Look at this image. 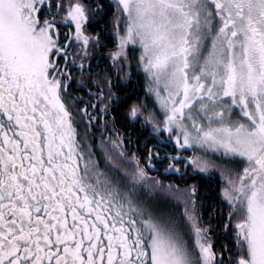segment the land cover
I'll return each instance as SVG.
<instances>
[{"label":"snow or ice","instance_id":"snow-or-ice-1","mask_svg":"<svg viewBox=\"0 0 264 264\" xmlns=\"http://www.w3.org/2000/svg\"><path fill=\"white\" fill-rule=\"evenodd\" d=\"M0 264H264V0H0Z\"/></svg>","mask_w":264,"mask_h":264},{"label":"flooded vegetation","instance_id":"flooded-vegetation-1","mask_svg":"<svg viewBox=\"0 0 264 264\" xmlns=\"http://www.w3.org/2000/svg\"><path fill=\"white\" fill-rule=\"evenodd\" d=\"M130 55H138L139 53V48L138 46L136 48H131L129 49ZM125 92L130 93L129 97V102L132 100H135L137 96L143 98L144 97V75H143V70H140V74L136 75L135 71L133 73V76L131 78V81L127 83V86L124 88ZM190 154V153H189ZM156 172H153V175H156ZM167 179L166 177H163ZM171 179L175 180L176 183H179V180H176L175 177H172ZM199 179V178H197ZM191 181H189L190 183ZM203 183V182H202ZM204 216H205V223H208L209 221L207 220V215H208V210L204 209Z\"/></svg>","mask_w":264,"mask_h":264}]
</instances>
